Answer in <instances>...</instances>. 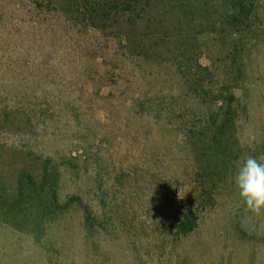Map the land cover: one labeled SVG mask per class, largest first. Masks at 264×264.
I'll list each match as a JSON object with an SVG mask.
<instances>
[{"label":"rangeland","instance_id":"374dc122","mask_svg":"<svg viewBox=\"0 0 264 264\" xmlns=\"http://www.w3.org/2000/svg\"><path fill=\"white\" fill-rule=\"evenodd\" d=\"M247 155L264 0H0V264H264Z\"/></svg>","mask_w":264,"mask_h":264},{"label":"clouds","instance_id":"9594fccd","mask_svg":"<svg viewBox=\"0 0 264 264\" xmlns=\"http://www.w3.org/2000/svg\"><path fill=\"white\" fill-rule=\"evenodd\" d=\"M233 179L246 209L256 214L264 211V156L238 160Z\"/></svg>","mask_w":264,"mask_h":264},{"label":"trees","instance_id":"16d2710c","mask_svg":"<svg viewBox=\"0 0 264 264\" xmlns=\"http://www.w3.org/2000/svg\"><path fill=\"white\" fill-rule=\"evenodd\" d=\"M196 216L194 213L188 211L183 215V220L180 222V231L184 234L194 229L196 224Z\"/></svg>","mask_w":264,"mask_h":264}]
</instances>
